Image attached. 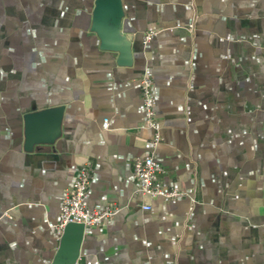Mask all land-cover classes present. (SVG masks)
<instances>
[{"label": "crops", "instance_id": "1", "mask_svg": "<svg viewBox=\"0 0 264 264\" xmlns=\"http://www.w3.org/2000/svg\"><path fill=\"white\" fill-rule=\"evenodd\" d=\"M94 8L0 0V264H51L85 163L86 205L119 212L85 228L77 264H264V0H121L127 54L103 48ZM147 71L159 179L185 192L169 201L138 193L132 174L152 135ZM56 107L58 133L43 119L26 149L24 115Z\"/></svg>", "mask_w": 264, "mask_h": 264}, {"label": "built area", "instance_id": "2", "mask_svg": "<svg viewBox=\"0 0 264 264\" xmlns=\"http://www.w3.org/2000/svg\"><path fill=\"white\" fill-rule=\"evenodd\" d=\"M191 30L192 24L186 26ZM159 30L150 29L143 33V41L148 42L158 34ZM139 87L142 96V110L144 120L142 128L152 132L149 150L146 154L133 160L132 174L137 181V192L151 198H161L169 201L185 195V192L175 188H165L159 179L163 169L156 158V149L162 141L159 124L156 118V97L153 91V77L147 71L139 78ZM107 123V120H104ZM92 177V168L85 163L77 170V174L66 190L60 204L59 219L55 225L56 233L60 236L67 223H82L85 227L99 226L109 221L119 212V207L104 206L90 208L85 203L86 193ZM149 209V205H143Z\"/></svg>", "mask_w": 264, "mask_h": 264}, {"label": "water", "instance_id": "3", "mask_svg": "<svg viewBox=\"0 0 264 264\" xmlns=\"http://www.w3.org/2000/svg\"><path fill=\"white\" fill-rule=\"evenodd\" d=\"M121 15V0H95L93 30L100 37L103 48L114 49L121 54H127L128 44L124 41L125 36L120 34ZM105 17H108V27L105 25ZM110 39L115 40L119 45L111 42L112 40ZM60 112L61 107H56L24 115L26 149L30 150L36 142L34 140L35 123L43 119H51L55 125L53 135L55 136L58 133ZM85 228L82 223L76 222H70L65 225L51 264H77Z\"/></svg>", "mask_w": 264, "mask_h": 264}]
</instances>
